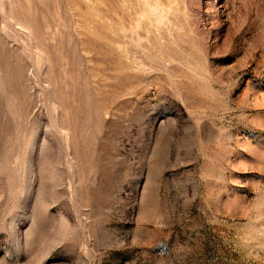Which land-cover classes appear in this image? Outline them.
I'll return each instance as SVG.
<instances>
[{"label": "rangeland", "instance_id": "obj_1", "mask_svg": "<svg viewBox=\"0 0 264 264\" xmlns=\"http://www.w3.org/2000/svg\"><path fill=\"white\" fill-rule=\"evenodd\" d=\"M0 264H264V0H0Z\"/></svg>", "mask_w": 264, "mask_h": 264}]
</instances>
